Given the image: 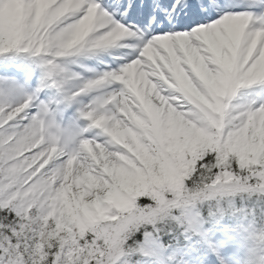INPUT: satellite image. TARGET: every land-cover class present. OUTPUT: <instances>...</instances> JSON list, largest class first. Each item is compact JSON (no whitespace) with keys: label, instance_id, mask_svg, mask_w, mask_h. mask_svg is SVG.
<instances>
[{"label":"snow or ice","instance_id":"6c2138e0","mask_svg":"<svg viewBox=\"0 0 264 264\" xmlns=\"http://www.w3.org/2000/svg\"><path fill=\"white\" fill-rule=\"evenodd\" d=\"M81 43L114 45V67L107 99L69 116L57 106L92 86L63 87ZM9 50L49 67L29 91L10 65L0 77V264H112L132 205L166 213L157 228L204 235L205 220L246 211L264 232V0H0ZM181 181L259 203L139 198L151 186L173 201Z\"/></svg>","mask_w":264,"mask_h":264},{"label":"rangeland","instance_id":"374dc122","mask_svg":"<svg viewBox=\"0 0 264 264\" xmlns=\"http://www.w3.org/2000/svg\"><path fill=\"white\" fill-rule=\"evenodd\" d=\"M82 44V43H81ZM84 45H87V48L84 49H98L99 47H101L100 45H92V44H88V43H83ZM105 47L109 46V45H104ZM103 47V46H102ZM83 49V50H84ZM83 50L79 51L80 52H84ZM68 52L69 50L66 52L65 54V58H64V67L67 69V74L70 73H76V75L73 78L76 77H80L81 75L79 74V69L73 64V60L67 59L66 57L68 56ZM99 57V62H106L107 58L105 56V54L103 56H98ZM101 58L104 59V61H101ZM88 65H90L91 67H95L96 65V60L94 62H90L88 63ZM26 73L28 74L29 72L26 71ZM91 73H86L85 78L80 79L79 78V82L78 84L80 86H83V84L85 83H91L92 82V78L90 77ZM0 87H2V85H0ZM109 85L105 84V83H93V86L91 87V89L93 90V93L89 96H87L86 101L88 100H92L93 98H97L100 100H104L107 99V89H108ZM74 89H78V87H72V88H67L66 92L70 91L72 92ZM87 91V90H86ZM91 93V92H90ZM81 96V95H80ZM73 100L76 103H81L82 102V98L79 99V96L76 98H73ZM110 100H108L109 103ZM106 106V105H103ZM58 107V106H57ZM67 114L72 113V111H74V109H71L69 112H67L66 109H63ZM62 124H64L65 122L62 121ZM80 123V122H79ZM81 126H85L87 125L86 123L84 124H80ZM45 167H47L45 165ZM43 170V169H42ZM183 188V181H181V185ZM151 193L149 195L150 199L154 200L157 202V205L162 207V208H167L169 204L175 203V205L177 206L179 203V201H185V200H192V199H204L205 197H203V192L198 193L197 191L194 190H187L186 188L181 189L179 187H172L169 186L168 191L169 193H172L174 196V200L173 201H168V200H164L161 201L159 199L161 193L160 191H158V189L156 187H151ZM191 192V193H189ZM222 192H210L208 193L210 194H214V195H218V196H222L221 195ZM208 195V196H209ZM134 198H138L137 194H133L132 199L134 200ZM134 205H132L129 208H132ZM192 207V205H188L185 204L182 208L187 211L189 210L188 208ZM190 208V209H191ZM162 215V212L157 211L156 209H148L147 211H145L144 209H137L135 210V215H129L128 212H125V217H126V221L130 220V222H128L126 225H124V227L122 228L121 231V237L123 239L126 238L127 234L129 232H131V230H136L137 228H144L143 226L145 225H153V223L158 219V216ZM222 236L219 237V239H214L215 243H207V245L205 244H199L198 241H192L190 244V248L192 251L193 256H190L189 258H186L185 256H183V258H181L182 260L179 262H184L186 263L188 260L185 259H191L192 263L195 261L194 264H209L212 257L213 256H217V258L221 261V262H225L226 264H245V261L247 260L249 263L252 264H262V262L260 260H264V238L261 242L255 244L252 241H250L248 238L247 239H239L235 236V234L231 231H223ZM154 239L150 236V235H144L143 237V242L138 246V251H137V256L135 258H132L126 254H120L121 256H116L113 259L112 264H131L133 263L134 259L136 260H140V253H142L144 250L143 248L150 247L151 246V242L154 243ZM226 248V251H224V253L218 254V252H213V254H211V250L213 248ZM263 248V249H262ZM227 250H230V252H227ZM184 259V260H183ZM116 261V262H115ZM235 261V262H234ZM206 262V263H204ZM147 263H149V261H147ZM136 264V263H133ZM180 264V263H179Z\"/></svg>","mask_w":264,"mask_h":264},{"label":"trees","instance_id":"16d2710c","mask_svg":"<svg viewBox=\"0 0 264 264\" xmlns=\"http://www.w3.org/2000/svg\"><path fill=\"white\" fill-rule=\"evenodd\" d=\"M128 222H130V220L126 221V222H125V225H126Z\"/></svg>","mask_w":264,"mask_h":264}]
</instances>
